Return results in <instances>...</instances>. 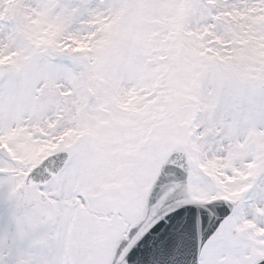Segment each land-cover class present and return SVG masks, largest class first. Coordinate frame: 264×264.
<instances>
[{
    "label": "snow or ice",
    "instance_id": "snow-or-ice-1",
    "mask_svg": "<svg viewBox=\"0 0 264 264\" xmlns=\"http://www.w3.org/2000/svg\"><path fill=\"white\" fill-rule=\"evenodd\" d=\"M0 264H264V0H0Z\"/></svg>",
    "mask_w": 264,
    "mask_h": 264
}]
</instances>
